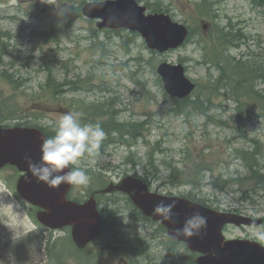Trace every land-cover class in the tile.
<instances>
[{"label": "rangeland", "instance_id": "1", "mask_svg": "<svg viewBox=\"0 0 264 264\" xmlns=\"http://www.w3.org/2000/svg\"><path fill=\"white\" fill-rule=\"evenodd\" d=\"M82 1L92 2L0 0V125L51 130L48 127L55 129L65 113H80L79 119L83 121L85 111L77 102L103 104L113 98L117 105L110 114L121 122L147 121L146 137L131 147L112 145L105 137L95 155L81 157L79 167L93 174L86 185H73L71 198L85 200L89 190L100 189L98 182H93L95 177L101 176L99 182L118 183L135 173L143 176L148 170L157 176L150 175L152 190L158 194L194 196L217 211L264 218V181L261 184L236 153V149L253 151L256 145L249 139L258 141L257 158L264 174V102H250V117L246 119L230 87L215 90L209 85L220 73L201 63H206L207 45L197 30L201 21L195 8L197 0H138L148 8L161 5L160 12L197 31L187 45L157 55L152 64V50L139 34L99 30L95 20L84 17L82 11L78 15L76 9ZM217 1L215 12L208 18L223 27L231 24L242 29L247 36V43L229 54L240 59L255 52L252 58L264 66V9L254 6L251 0ZM147 13L151 14L149 10ZM65 16L68 17L61 23L64 29L60 39L45 41L40 33L49 31L54 20ZM93 33H98L97 37ZM163 62L183 64L187 77L197 85L188 99L204 102L210 119L193 108L189 115L175 113L174 100L165 97L156 82L159 75L153 64L158 67ZM48 68L58 82L91 76L94 88H67L66 93L55 97L42 89ZM2 72H8L12 81L3 77ZM256 89L264 92V81H259ZM117 112L120 114L116 115ZM93 114L97 117L95 110ZM241 128L247 139L243 138ZM157 147L159 151L154 150ZM131 153L137 166L129 161ZM152 153L154 169L147 163ZM171 166L179 167L180 173L174 179ZM199 166L202 172L196 173ZM20 176L16 168L0 169V264H191V259L198 257L184 245L171 253L167 234L136 215L137 211L122 195L112 196L113 200L105 196L99 199L104 208L116 209L111 214L118 213L119 219H109L103 236L93 247L95 254L87 256L76 250L69 230L46 231L37 222V210L16 192ZM221 182L229 183L224 190L217 187ZM224 234L228 239H249L264 245V223L245 228L227 226ZM101 247L105 249L100 251Z\"/></svg>", "mask_w": 264, "mask_h": 264}, {"label": "water", "instance_id": "2", "mask_svg": "<svg viewBox=\"0 0 264 264\" xmlns=\"http://www.w3.org/2000/svg\"><path fill=\"white\" fill-rule=\"evenodd\" d=\"M146 11V7L140 6L137 0H107L102 5L97 2L95 7L92 3L84 7V14L88 18L102 20L97 24L100 29H127L137 32L151 50L159 53L177 49L186 42L189 30L185 25L174 22L169 15H147ZM207 28L204 25V29ZM157 72L162 78L165 91L172 98L184 99L196 88L186 77L185 68L181 64L163 63ZM44 138L46 137L38 129L0 128V169L11 165L23 173L16 189L27 203L40 209L37 213L38 221L50 230L71 227L74 242L84 249L102 231V218L97 201L94 197L84 204L68 200L73 184L62 183L52 187L32 174L28 160L40 161ZM69 170L70 168L64 171ZM113 191L127 194L147 217L164 226L173 240L184 242L191 251L201 253L202 256L196 260L197 264H264V247L260 244L249 240L226 241L223 235L226 225L252 226L260 224L261 221L214 211L185 198L150 193L146 184L133 177L123 179L118 185L111 184L103 193ZM161 201L176 202L173 209L176 213L175 223L162 221L154 213V208ZM197 211L207 218L206 227L201 229V234L176 237L174 229L182 227L185 220Z\"/></svg>", "mask_w": 264, "mask_h": 264}, {"label": "trees", "instance_id": "3", "mask_svg": "<svg viewBox=\"0 0 264 264\" xmlns=\"http://www.w3.org/2000/svg\"><path fill=\"white\" fill-rule=\"evenodd\" d=\"M212 1L213 3H211ZM251 1L254 6L261 7L264 9V0H251ZM85 3L86 1H82L80 3L81 4L80 8L76 9L78 15H81V10ZM217 4H218L217 0L215 1L214 0H197L195 4L196 13L199 19L200 20L207 19L208 21H210V24H211L210 30L207 34H203L201 22H199L197 26V30L201 36V41L205 42L207 45L206 63L203 61L201 63L203 65H211L212 67H215L219 71L220 73L219 78L216 81L209 83V85H212L213 87H215V90L219 89L221 86L230 87V89H232L235 94V102L238 105L239 111L245 112L246 114L245 118L248 119L250 117L247 114V112L249 111V108H248L249 103L253 102L256 104L257 101L259 100L264 102V92L256 89L257 83L259 81H264V66L258 63L257 61H255L254 58H252L255 56L256 54L255 52H251L250 55L244 58L247 55L246 54L244 57L242 56L240 59L237 57H233L229 54L231 50L240 49L243 45H245L247 43L246 42L247 36L245 35L242 29H236L231 24L229 26L223 27L219 25L217 22H214V19H209L215 12L214 8L216 7ZM148 6L151 12L161 11L160 10L161 5H151V6L148 5ZM67 17L68 16H65V18H58L54 20L53 24L50 26L49 31L40 33L41 36L44 37L45 41L46 39L48 40H53L54 38L56 40L60 39V36L63 33L62 30L64 29V28H61L62 27L61 23L65 22ZM93 30L97 32V30L95 29ZM106 32H112V31L108 30ZM121 32L122 31H117L115 33L119 34ZM196 32L197 31H194L190 27V37L188 41H190V39L193 37V35ZM97 35L98 33H93L94 37H97ZM207 39L211 40L212 44L209 43ZM98 43H99L98 45H101V42H98ZM152 55L153 57L149 61L150 64H152V61H154L156 59V56L159 54L156 53L155 51H152ZM153 69L154 70L157 69L155 64H153ZM48 71L49 73L46 78L45 84L42 86L43 87L42 89L53 93L55 97H57L59 93L60 94L66 93L67 88L70 91H79L83 89L86 91H91V89L94 88V86L91 84L92 82V80L90 79L91 76L88 78L82 79V80L74 81V82L68 80L67 78H65L62 82H58L52 69L48 68ZM1 75L5 77L7 80L12 81L11 76H9L8 72H2ZM156 82L163 89L164 96L168 97L167 93L164 90L163 82L160 79V77H157ZM140 84L143 85L142 82H140ZM64 89L65 91L61 93L62 90ZM105 90L108 91L107 89ZM102 91H104V89H102ZM173 100H174V103L176 104V110H175L176 114L189 115L191 108H193L197 113L204 115L208 119L211 118V116H209L205 108V103L202 102L200 99L194 100L193 102L191 99H188V98L183 99V100H177V99H173ZM116 105L117 103L115 99L113 98L109 99L106 103H103V104H99L97 102H89V103L84 102V101L77 102V106L82 107V109L85 111V115L83 119L84 123L99 124L106 133V139H107L106 141H109L110 144L131 147L134 144H137L139 140L142 139V137L143 138L146 137L145 132L148 131V128H147L148 122L147 121L145 122H132V121L121 122L119 121L118 118L116 117L114 118V115L110 114L111 113L110 111ZM262 107H264V104ZM93 110L97 112V117L94 116ZM118 114H120V112H117L116 115ZM83 121H80V122L84 124ZM213 122L219 123V121L217 120L215 121L213 120ZM0 126L9 127V125H0ZM18 126H23V125H18ZM25 126L39 127V126H28V125H25ZM48 128L54 131V129H52L51 127H48ZM41 129L47 134V137H51L55 134L51 130H48L45 128L44 129L41 128ZM240 131L242 133L243 138L247 139L248 136L246 135L244 130L241 128ZM115 134H117L116 137H114ZM249 140L250 142L252 141L254 142V144L256 145L255 149L253 151H250V150L248 151L245 149H240V150L236 149V153L238 157H240L244 161L245 167L248 168L249 170H252L254 172V176H256L258 181L262 184V182L264 181V174L261 173L260 168H262V166L257 158V155L260 152V143L253 139H249ZM154 150L159 151L158 147ZM85 155L87 156L89 154L85 153ZM128 158H129V161L133 162V164L137 166L136 157L134 156V154L131 153V155H129ZM147 163L151 165L153 169L155 168V156L153 153L148 157ZM171 167H172V179H174L176 174L180 173L179 167L177 166H171ZM201 172H202V169L199 166V171L196 173H201ZM86 174L90 175L91 172L86 171ZM150 175H153V177L156 176L154 174H151V172H149L148 170H147V173L143 176H140L137 173L134 174L136 178H140L149 184L151 182ZM98 178L97 179L96 177L93 178V182L94 183L98 182V184L101 186V187L99 186L100 189L108 186V182L106 180L103 182L101 181L103 183L102 184L101 182L98 181L100 180L101 176ZM228 184L229 183L221 182V184L218 185L217 187L224 190ZM94 190L95 189L89 190V194H88L89 197L93 193H96ZM120 195L122 194L115 193L113 196H120ZM97 198L103 199V196H98ZM123 198L127 201L130 207H134L132 202L127 197L123 196ZM187 198L195 200V201H199L202 204H206V201L196 199V197L194 196H187ZM75 200H77L78 202L84 201L80 199H75ZM110 208L101 209L102 216L104 217V230L109 225L110 218L115 217V219H113L115 222L116 220L118 221L119 219L118 213L116 215L111 214L113 211H116V209L114 208L110 209ZM135 214L139 216V212H136ZM113 226L115 225L112 224V227ZM71 240L72 239H70V241ZM57 245H58V242H56V246ZM80 252L82 253V251ZM72 255H77V253H73ZM191 264H195L193 258L191 259Z\"/></svg>", "mask_w": 264, "mask_h": 264}, {"label": "clouds", "instance_id": "4", "mask_svg": "<svg viewBox=\"0 0 264 264\" xmlns=\"http://www.w3.org/2000/svg\"><path fill=\"white\" fill-rule=\"evenodd\" d=\"M97 2L103 4L107 0H92L93 7ZM80 113H65L55 126V134L46 137L41 143V158L39 162L28 160V167L32 174L40 181L57 187L62 183L86 185L89 176L79 167L81 157L88 153L95 155L105 139L106 133L99 124L80 122ZM71 169L64 171L65 169ZM176 202L161 201L154 208V213L162 221L175 223L176 213L173 209ZM207 218L200 212H194L188 217L183 226L174 229L176 237L199 236L201 229L206 227Z\"/></svg>", "mask_w": 264, "mask_h": 264}]
</instances>
